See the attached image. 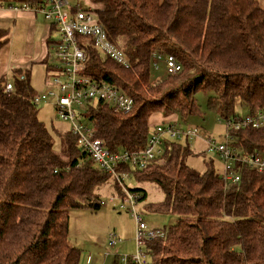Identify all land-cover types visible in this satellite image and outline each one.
<instances>
[{"label": "trees", "instance_id": "obj_1", "mask_svg": "<svg viewBox=\"0 0 264 264\" xmlns=\"http://www.w3.org/2000/svg\"><path fill=\"white\" fill-rule=\"evenodd\" d=\"M88 2L131 61L126 68L96 49L86 51L87 76L134 98L128 113L103 100L87 102V124L110 152L145 148L154 112L177 113L183 120L199 112L198 90L211 93L208 106L223 119L243 116L239 105L249 114L264 111V6L259 0ZM8 40L7 30L0 29V51ZM155 54L174 55L183 66L180 73L196 71L177 85L168 80L180 73L154 84ZM10 74L11 91L6 90L9 80L0 77V264H79L81 250L69 239L70 209H99L106 186L119 197L124 193L71 131L60 133V151L54 148L34 101L30 70ZM227 130L242 153H264V125ZM164 144L145 167L124 163L120 168L163 192L164 199L147 203L143 212L177 215L164 237L147 242L152 263L264 264V172L237 165L240 180L228 185L212 159L199 171L185 161L194 154L189 145L179 139ZM130 190L139 195L138 204L147 199L146 189Z\"/></svg>", "mask_w": 264, "mask_h": 264}, {"label": "built area", "instance_id": "obj_2", "mask_svg": "<svg viewBox=\"0 0 264 264\" xmlns=\"http://www.w3.org/2000/svg\"><path fill=\"white\" fill-rule=\"evenodd\" d=\"M14 9L32 10L41 13L49 22L52 32L58 33L59 38L53 37L51 50L55 51L56 64L53 65L50 90L43 95H36L35 103L38 105L48 96L56 98L58 114L64 120L71 122V132L77 137V145L87 151L99 167L111 173L114 181L121 187L124 196L117 206L128 209L136 219L135 246L136 252L132 255L123 254L118 248L122 238L116 232H110L107 247L101 256L105 259L112 256V264H153L147 242L162 238L166 229L150 228L141 213L137 210L139 195L130 190L126 180L133 175L124 171L121 165L124 163L145 167L152 159L163 152L166 140L188 139L199 137L196 128L184 129L177 123H163L154 128L148 138L145 148L133 151L112 153L106 142L101 138L94 137L92 127L84 121L85 115L75 106L83 105L92 100H103L115 107L122 113H128L134 108V98L126 94L118 86L100 80H93L87 76L85 62L88 48L96 49L101 56L109 58L116 63L128 68L131 61L121 43L111 40L105 27L99 21L94 7L84 0H78L72 5L70 0H16ZM54 29V30H53ZM162 60L167 74L176 75L183 70L182 64L172 54H155L154 64ZM13 85L6 83V90L11 91ZM227 128H244L247 126L260 127L264 125V111H256L253 114L236 116L225 119ZM225 141L217 143L211 138L206 139L208 151H215L222 158L224 171L222 179L228 185H236L240 175L236 170L237 165L247 164L257 167L264 172V153L256 152L244 154L241 149L231 144L228 130ZM114 249V251L112 250ZM92 256L89 255L87 264H91Z\"/></svg>", "mask_w": 264, "mask_h": 264}, {"label": "rangeland", "instance_id": "obj_3", "mask_svg": "<svg viewBox=\"0 0 264 264\" xmlns=\"http://www.w3.org/2000/svg\"><path fill=\"white\" fill-rule=\"evenodd\" d=\"M72 5L76 4L78 0H70ZM88 2L89 0H84ZM264 6V0H259ZM54 39L59 38V34L52 33ZM52 61L57 62L55 58V51L51 50ZM17 50L14 52V56ZM12 58V57H11ZM16 58V57H14ZM22 60V58H21ZM26 60V58H23ZM21 62V61H19ZM34 73L32 75V86L36 91V95L46 94L50 90V80L52 71L45 73L43 66L34 65ZM45 67V66H44ZM33 68V67H32ZM196 70L182 72L176 76L170 77L174 85H177L185 75L193 74ZM152 82L158 83L162 79L167 78L165 66L162 60H158L157 64L152 63ZM9 81L12 82V75L8 76ZM211 93L208 91L198 90L195 94L196 102L199 106V112L189 116L183 120L179 114L170 113L165 114L157 111L151 114L149 118V128L152 131L156 126L163 123H177V126L184 129L196 128L200 136L195 137L186 143L185 139L180 138L179 143L189 145L190 149L194 152L186 157L185 161L188 165L194 167L199 171L206 168L205 160L212 159L215 164L217 172L224 171V163L221 161L219 155L215 151H208V144L206 139L211 138L217 143L225 141L227 133V121L221 118L218 113L208 106V100ZM95 101V100H94ZM56 98L48 96L45 100L38 103L39 117L45 122L51 131L54 139V148L60 151L61 143L59 134L66 131H71V122L64 120L58 114L55 105ZM93 104V103H91ZM88 103L75 106L76 110L85 112ZM237 112L240 115L249 114L245 106L239 105ZM84 121L88 123L87 118ZM126 183L129 187H141L147 191V199L139 202L137 210L143 215L145 222L150 228H167L174 224L177 220V215L173 213H161L154 211H144L147 203H158L164 199V194L153 182H138L134 176L128 178ZM111 187H103L102 206L93 210L90 208H72L70 209L69 217V239L70 241L81 250V259L79 264H87L89 255L92 256L91 264H112L114 258L112 256L105 259L101 253L108 249L107 240L110 232H116L122 238V242L118 244V248L123 254L132 255L136 252L135 246V230L136 219L128 209H119L117 206L121 203V198L115 193H112ZM114 251V249H112Z\"/></svg>", "mask_w": 264, "mask_h": 264}, {"label": "crops", "instance_id": "obj_4", "mask_svg": "<svg viewBox=\"0 0 264 264\" xmlns=\"http://www.w3.org/2000/svg\"><path fill=\"white\" fill-rule=\"evenodd\" d=\"M16 3V0H0V29L7 30L9 39L0 51V77L9 80L10 72L16 69L30 70L32 77L34 65L43 66L48 74L47 61L56 64L49 46L52 28L41 13L14 9Z\"/></svg>", "mask_w": 264, "mask_h": 264}]
</instances>
